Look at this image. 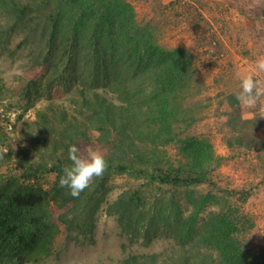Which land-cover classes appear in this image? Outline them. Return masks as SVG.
Instances as JSON below:
<instances>
[{"label": "trees", "instance_id": "16d2710c", "mask_svg": "<svg viewBox=\"0 0 264 264\" xmlns=\"http://www.w3.org/2000/svg\"><path fill=\"white\" fill-rule=\"evenodd\" d=\"M0 10L13 29H37L44 38L47 94L54 87L74 92L73 122L66 112L49 121L57 125L48 131L58 133L61 155L39 170L56 173L54 182L43 189L37 169L23 183L0 181V264L41 260L61 229L92 238L113 176L141 183L107 207L120 233L144 247L164 238L177 248L128 255L122 264H263V252L256 256L246 239L254 221L237 203L247 193L236 199L240 192L220 187L213 172L225 158L206 135L187 133L204 109L194 100L202 85L190 52L162 47L128 0H0ZM259 124H235L228 147L263 148L249 129ZM94 132L109 147L108 168L73 197L59 185L71 165L68 149L78 144L86 156Z\"/></svg>", "mask_w": 264, "mask_h": 264}, {"label": "rangeland", "instance_id": "374dc122", "mask_svg": "<svg viewBox=\"0 0 264 264\" xmlns=\"http://www.w3.org/2000/svg\"><path fill=\"white\" fill-rule=\"evenodd\" d=\"M128 1L137 22L154 29L162 47L182 48L193 55L198 77L207 89L205 95L232 91L248 73L264 81V73L255 72L256 61L264 57V0ZM11 25L0 10V181L16 178L23 183L37 169L38 184L45 189L54 182L56 173L39 168L51 167L61 155L58 133L48 131L57 125L49 121L66 112L73 122L74 92L54 87L47 94L49 74L41 66L44 38L37 29L32 32ZM211 100L208 98V107ZM210 117L205 115L187 133L206 135L216 154L225 158L213 172V179L222 188L240 192L236 199L247 193L243 203L236 200L254 221L246 239L256 256L264 254V152L227 150L226 135L218 131V124L208 120ZM96 136L94 132L92 144L86 149L107 155L109 147L99 144ZM168 150L171 155L176 153L172 146ZM139 184L126 176H113L106 201L96 213L92 238L61 229L51 253L26 264H122L128 255L176 250L174 243L164 238L155 239L148 247L130 243L120 233L115 217L107 214L110 203ZM200 189L208 190L206 186ZM262 261L264 264V257Z\"/></svg>", "mask_w": 264, "mask_h": 264}, {"label": "clouds", "instance_id": "9594fccd", "mask_svg": "<svg viewBox=\"0 0 264 264\" xmlns=\"http://www.w3.org/2000/svg\"><path fill=\"white\" fill-rule=\"evenodd\" d=\"M256 73H264V57L256 61ZM240 89L237 99L246 108H253L264 98V81L257 79L254 73L243 75L240 80ZM78 144H73L68 149L70 166L62 169L63 175L59 178V185L68 188L73 197L90 187L94 178L100 177L108 168V162L99 151L87 150V155L80 154Z\"/></svg>", "mask_w": 264, "mask_h": 264}, {"label": "crops", "instance_id": "0c3cea01", "mask_svg": "<svg viewBox=\"0 0 264 264\" xmlns=\"http://www.w3.org/2000/svg\"><path fill=\"white\" fill-rule=\"evenodd\" d=\"M202 89L200 93H198L196 96H194V100L197 102L202 103L204 109L201 112L202 119H204L205 115L207 117L211 115V117L208 119L210 122H215L218 124V131H222V135H226V138L229 139L231 138L232 132L231 129L232 127H235V124H238V126H241L244 121H252L259 119L261 121V124L258 128L255 127L252 130V127L250 126L251 132L254 134V138L257 141L258 145H264V101L260 102L257 104L255 107L249 109L244 107L240 101L237 99V96L239 92L241 91L240 86L238 87H233L232 91L227 89L224 92L212 94V95H205V88L204 90V84L203 81L199 78ZM233 84V83H232ZM212 92V90H210ZM202 93H204V97L202 96ZM208 98H211L212 100V105L208 107ZM234 118V125H230V119L232 117ZM206 119V118H205ZM236 128H238L236 126ZM213 132V131H212ZM227 139H225V148L227 150H233L228 147L227 145ZM256 143V142H255ZM234 150H238V148ZM240 150V149H239ZM241 151H243L241 149ZM252 152H257L258 154L264 152V147L260 148L259 150H250ZM249 151V153H251ZM248 153V154H249Z\"/></svg>", "mask_w": 264, "mask_h": 264}]
</instances>
